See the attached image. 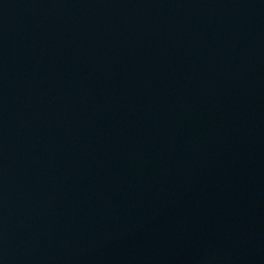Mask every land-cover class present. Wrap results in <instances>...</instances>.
Here are the masks:
<instances>
[{
	"label": "water",
	"instance_id": "1",
	"mask_svg": "<svg viewBox=\"0 0 264 264\" xmlns=\"http://www.w3.org/2000/svg\"><path fill=\"white\" fill-rule=\"evenodd\" d=\"M0 264H264V0H0Z\"/></svg>",
	"mask_w": 264,
	"mask_h": 264
}]
</instances>
